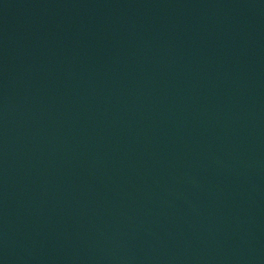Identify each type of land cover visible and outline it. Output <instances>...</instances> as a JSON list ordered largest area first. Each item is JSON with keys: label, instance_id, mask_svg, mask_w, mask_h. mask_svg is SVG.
<instances>
[{"label": "water", "instance_id": "obj_1", "mask_svg": "<svg viewBox=\"0 0 264 264\" xmlns=\"http://www.w3.org/2000/svg\"><path fill=\"white\" fill-rule=\"evenodd\" d=\"M0 264H264V0H0Z\"/></svg>", "mask_w": 264, "mask_h": 264}]
</instances>
